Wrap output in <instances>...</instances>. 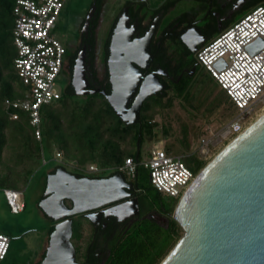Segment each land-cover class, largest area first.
<instances>
[{
  "label": "water",
  "instance_id": "obj_1",
  "mask_svg": "<svg viewBox=\"0 0 264 264\" xmlns=\"http://www.w3.org/2000/svg\"><path fill=\"white\" fill-rule=\"evenodd\" d=\"M95 10L93 4L82 32H87ZM157 26L155 20L142 39L134 38L135 28L130 27L129 6H126L109 42L110 93L90 89L88 75L92 60L83 46L71 79L75 94L86 96L101 92L125 123L138 122L144 100L161 88L154 75L143 80L141 71L152 58L150 39ZM200 34L199 28L192 27L181 36L193 54L207 41L199 40ZM256 44L264 46L260 40ZM139 144L140 139L138 147ZM132 189L120 173L109 178H89L60 167L49 175L39 207L47 217L59 222L49 235L41 264H79L71 242L73 217L121 200ZM138 209V200H133L105 214L124 220L138 214ZM173 218L184 234L160 264H264V113L197 173L179 198Z\"/></svg>",
  "mask_w": 264,
  "mask_h": 264
},
{
  "label": "trees",
  "instance_id": "obj_2",
  "mask_svg": "<svg viewBox=\"0 0 264 264\" xmlns=\"http://www.w3.org/2000/svg\"><path fill=\"white\" fill-rule=\"evenodd\" d=\"M15 1L0 0V188L22 190L42 162L44 141L54 145L62 153L65 161H72L78 165H96L113 174L119 172L118 169L124 165L126 159L133 158L138 166L136 176L131 182L137 187L141 205L146 209L154 206L160 209L165 208L169 217L164 225H159L144 217L126 231L118 232L108 246L107 264H160L184 234L182 227L173 218V212L179 199L157 191L150 181L146 185L140 183L141 171L144 169L139 165L142 161L140 150L145 142H151L157 138L159 132L164 136L171 134L174 128L170 116H172L171 112L176 104L179 106V110L186 112L188 119L181 121L178 135L163 146L164 149L171 154L175 150V145H181L185 153L191 148L193 140H197L201 136V124L197 125L193 122L198 118L196 110H190L191 107L186 102L190 99L191 89L196 84V80L194 81L196 74L191 79H182L178 85L173 87L168 97L154 98L151 102L146 100L141 107L140 119L134 124L125 123L101 92L82 97L77 96L71 84L70 74L68 76L69 83L62 93V97L41 108L42 138L37 139L28 114L20 111L19 118L12 120L5 107V99L20 98L25 94L27 88L15 68V58L17 57V49L13 40ZM179 1L181 0H167L165 3L170 2V6H175ZM197 1L203 3L206 0ZM125 5H130L132 8L138 5L137 8L141 9L144 3L127 1ZM102 6L103 0H98L96 18L89 26V33L84 34L82 38L83 43L88 46V55L92 60L93 79H96V84L101 90L110 93L109 75L107 74L104 79L99 80L94 69L96 31ZM257 6H264V0H248V5L242 14L244 15ZM198 11L197 8L185 11L176 18L175 22H187L197 16ZM243 15H240L239 18ZM84 20L85 18L81 25ZM182 32L183 30L180 34ZM219 34L220 31L215 27L208 41ZM109 42L108 36L105 42L106 54ZM174 50H177L178 54L172 56L170 67L183 64L192 70L198 63L194 54L190 60H185L184 55L190 52L179 39L173 43L170 42V52ZM73 63L72 61V65ZM89 80L92 82V79L89 78ZM97 86L93 87L97 88ZM221 92L224 91L218 88L217 94H222ZM216 100L211 96L206 106L209 112L223 109L225 104L231 106L232 111L229 116L232 117L237 111L226 93L222 94L221 99ZM157 116H162L163 121L158 123L155 120ZM138 139H140L139 147ZM186 160L185 164L195 175L206 165V161L199 159L198 156L190 155ZM74 173L84 176L81 172L74 171ZM121 174L128 178L124 173ZM166 196L169 198L167 199ZM66 204L70 206V202H66ZM25 208L24 204L23 210ZM41 213L50 219L42 211ZM73 218V232L76 233L77 215ZM50 221L52 224L48 229L47 236L54 229L55 221L52 219ZM77 236L81 238V233H77ZM0 264H13L10 261V248L6 257L0 260Z\"/></svg>",
  "mask_w": 264,
  "mask_h": 264
},
{
  "label": "built area",
  "instance_id": "obj_3",
  "mask_svg": "<svg viewBox=\"0 0 264 264\" xmlns=\"http://www.w3.org/2000/svg\"><path fill=\"white\" fill-rule=\"evenodd\" d=\"M68 0H16L13 40L17 49L15 68L27 87L17 99H5L10 119L17 120L19 112L28 114L37 139L42 138L41 108L62 97L57 91V78L66 64L65 46L54 30ZM264 6H257L226 27L214 39L201 45L195 53L197 62L214 79L238 110V114L221 127V137L229 139L244 130L246 116L257 106H264ZM199 140L197 152L210 155L214 135L206 126ZM56 159L64 164V157L56 151ZM44 160V158H43ZM73 163V162H72ZM81 173L104 171L96 165L71 164ZM149 172L151 185L159 192L179 199L195 178L183 157L172 155L164 148L152 149L149 158L139 163ZM138 163L126 159L118 173L129 179L136 176ZM5 198L13 213L23 211L21 192L4 189ZM10 248V238L0 232V260Z\"/></svg>",
  "mask_w": 264,
  "mask_h": 264
},
{
  "label": "rangeland",
  "instance_id": "obj_4",
  "mask_svg": "<svg viewBox=\"0 0 264 264\" xmlns=\"http://www.w3.org/2000/svg\"><path fill=\"white\" fill-rule=\"evenodd\" d=\"M127 1L143 2V9L148 12L157 8L165 0L103 1L100 22L96 31L97 44L95 50V68L99 79L105 78L107 67L104 57L105 41L115 19L124 9V5ZM92 3L93 0H68L60 14L57 26L54 30L55 36L63 43L65 42L66 44L71 43L73 45H77L80 38L81 22L86 17ZM194 5L195 2L193 0H181L177 2L171 9L167 20L169 18H175L185 11H190ZM195 80L196 84L191 89L190 99L186 102L187 105H190V110H196L195 112L198 118H196L193 122L197 125L201 124V136L197 140H193V144L187 152L184 153L181 145H175V150L171 154L182 156L184 162H187L186 158L190 155L198 156L199 159L206 161L207 164L234 138L231 137L229 139H223L221 137V127L228 121L232 120L238 114V110L235 111L234 115L231 117V115L229 116L230 111H232L231 106L225 104L223 109L209 112L206 106L208 105L211 96L219 100L221 99L222 94L225 93L221 92L222 94H217L219 86L203 67H200V71L196 73L194 81ZM68 83L69 77L62 73L56 81L57 91L63 92ZM154 98L157 97H150L147 101L151 102ZM171 113L172 116H170V118L172 120L174 130L171 131V134L166 136L159 132L157 138H154L151 142H145L140 150L142 161L149 158L152 149H162L169 141L174 140L175 136L179 133L181 121H186L188 119L186 112H183L181 109L179 110V106L177 104ZM263 113L264 106H257L252 114L246 116L244 120V128L249 126ZM163 119L164 118L162 116H157L155 120L160 123ZM206 126H210L214 137L212 140L210 155L203 158L197 152V149L199 146V140L204 134L203 129ZM42 148L44 160L42 158L40 166L35 170L29 181L23 186L22 190H20L21 197L26 205V208L23 211L13 213L5 198L4 190L0 188V232L10 238V261L13 264H35V261H38L40 257L43 247L47 245L48 229L52 222L41 213L39 199L40 194L44 190L48 173L57 167L66 168L71 172L77 171L72 167V161H64L65 165L59 163L55 156L56 151L58 150L54 145L44 141ZM140 183L142 185H146L147 183L149 184L147 169H142ZM166 198L168 199L169 197L166 196Z\"/></svg>",
  "mask_w": 264,
  "mask_h": 264
},
{
  "label": "flooded vegetation",
  "instance_id": "obj_5",
  "mask_svg": "<svg viewBox=\"0 0 264 264\" xmlns=\"http://www.w3.org/2000/svg\"><path fill=\"white\" fill-rule=\"evenodd\" d=\"M193 1L195 2L193 8L199 9L198 14L194 18H191L187 22H183V23L175 22L176 18L179 15L175 18L172 19L169 18L167 20L168 15H170L171 9L174 7V6H170V2L166 4L165 2H167V0L161 3L157 8H154L153 10L148 12L144 10L143 7L141 9H138L137 8L138 5H136V7L134 8H132L130 5H124V8L126 6H129L130 27L135 28L134 38L142 39L147 34L149 28L152 26L155 20L158 21L157 29L150 39V51L152 58L148 60L147 67L145 68L141 67V71L143 73V80L148 76L154 75L158 79L161 88L156 90V92L153 93L148 98H146V100H148L150 97L153 96L157 98L168 97L173 87L175 85H178L182 79L184 80L191 79L194 77L196 73H198V71H200L201 65L199 63H197L192 70H190L188 67L184 66L183 64L170 67V60L172 56L178 54L177 50L170 52V42L173 43L177 39H179L182 42L181 40L182 34L187 29L192 27H197L200 29L201 34L199 36V40L208 41L215 27H217L218 30L221 29L219 30L220 32L223 31L228 25H230L236 19H238L240 15H243L242 11L248 5V0H206L203 3H200L197 0H193ZM97 2L98 0H93L92 5L94 4L96 6V10L93 18L90 20V24L96 18ZM121 13L122 11L115 19L111 27L112 31ZM135 13L137 15H134ZM99 22H100V18H99ZM89 26L87 32H82L83 25L80 26V38H79V43L77 45L75 44L73 45L71 43L66 44L65 42L64 43L62 42L65 46V60H66L65 67L63 69V74H65L66 76H69L71 74V79L73 75V68L79 50L83 48V46H86V48L88 49L87 44L83 43L82 36L84 34L87 35L89 33ZM181 30H183V32L180 34ZM112 31L110 35H108L109 41L112 35ZM192 55L193 53L191 52L189 54L184 55L185 60H190V58H192ZM108 56H109V47H108V53L106 54L105 44H104V57H105L106 65H107ZM72 61L74 62L73 65H72ZM94 69L96 70L95 60H94ZM107 74H108V68L106 67L105 76ZM96 77L99 79L97 71H96ZM89 78L92 79V82H90ZM93 78L94 77L91 68V73L88 75V80L90 82V89H100V87H98L96 84L95 81L96 79ZM93 86L95 87L97 86V88H94ZM146 100H144V102ZM58 168L60 167H57L52 171H50L48 173V176L54 174ZM69 172L76 174L74 173V171L72 172L69 171ZM83 174L84 176L79 175V177L109 178L116 175V173L113 174L109 171L88 172ZM124 178L127 184L133 186L132 190H127L128 194L126 197L114 203L107 204L105 206L92 209L77 215L78 218L76 224L77 231L76 233L73 232L71 238V242L75 248V256L77 263L107 264L109 258L108 246L112 241V239L118 234V232L126 231V229L130 228L135 222L143 219L144 217H146L149 220L151 219L155 221L159 225H164L167 222V218L169 217V215L166 212L165 208L160 209L159 207L154 206L152 208L146 209V207L141 205L139 201L140 195L138 193L135 184L131 182V179L126 177ZM46 185H47V179L44 185V190L40 194L39 202L41 199H43ZM133 200H138V208H139L138 214L129 216L124 220H119V218L114 215L105 214L106 211L110 210L111 208L118 206L120 204L129 203V201H133ZM66 202H70V201L66 200ZM70 206H71V202H70ZM96 213H101L102 215L93 219H90L88 217L89 215L91 214L94 215ZM58 222L59 221L55 222L54 226ZM73 222H74V218H73ZM77 233H81V238H78ZM48 239H47V245L43 247V250L40 253V257L38 261H35V264L42 263L47 251Z\"/></svg>",
  "mask_w": 264,
  "mask_h": 264
},
{
  "label": "crops",
  "instance_id": "obj_6",
  "mask_svg": "<svg viewBox=\"0 0 264 264\" xmlns=\"http://www.w3.org/2000/svg\"><path fill=\"white\" fill-rule=\"evenodd\" d=\"M49 238V236H47V239Z\"/></svg>",
  "mask_w": 264,
  "mask_h": 264
}]
</instances>
